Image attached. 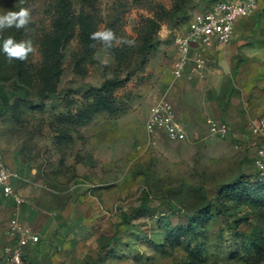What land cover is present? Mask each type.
<instances>
[{"label": "rangeland", "instance_id": "374dc122", "mask_svg": "<svg viewBox=\"0 0 264 264\" xmlns=\"http://www.w3.org/2000/svg\"><path fill=\"white\" fill-rule=\"evenodd\" d=\"M210 1L0 0V13L30 9L26 26L0 30V85L11 95L0 140L35 159L60 214L49 264H264V187L252 176L249 129L264 114L263 8L238 19L228 45L206 50L202 70L191 62L173 75L174 36ZM104 30L111 47L92 39ZM9 37L33 51L10 62ZM231 90L232 102H221ZM161 99L185 140L148 135ZM209 117L229 133L211 134ZM234 183L240 192L220 196ZM146 193L159 208H139Z\"/></svg>", "mask_w": 264, "mask_h": 264}, {"label": "built area", "instance_id": "2783aa9c", "mask_svg": "<svg viewBox=\"0 0 264 264\" xmlns=\"http://www.w3.org/2000/svg\"><path fill=\"white\" fill-rule=\"evenodd\" d=\"M262 1L264 0H212L207 6L195 11L186 26L174 36L177 49L174 77L185 76L191 62L195 64V71L202 70L205 67L203 55L206 50L216 43L228 44L233 38L238 19L252 17L260 9ZM207 126L211 134L220 136H226L230 130L227 122L215 117L207 119ZM145 129L150 136L163 132L171 140L183 141L187 138L176 109L168 99H161L151 106ZM249 129L256 142L252 156L254 171L257 179L264 181V114L251 119ZM13 177H19V174L7 164L0 149V189L5 197L12 198L15 202L6 231L9 240L3 245L2 258L5 264H24V252L28 246L38 242L40 236L26 227L18 217L25 197L12 184Z\"/></svg>", "mask_w": 264, "mask_h": 264}, {"label": "crops", "instance_id": "0c3cea01", "mask_svg": "<svg viewBox=\"0 0 264 264\" xmlns=\"http://www.w3.org/2000/svg\"><path fill=\"white\" fill-rule=\"evenodd\" d=\"M262 8L264 9V1L260 4V9ZM232 98V90L224 96H219V100L225 99L228 103L232 102ZM180 109L181 108H179V110ZM199 109L202 111L205 109L207 110V108ZM226 109L227 108H218L216 112L220 115H224ZM215 118L221 119L219 117ZM0 149L4 154L7 164L19 174V177H13L11 179L12 184L20 189L25 197V202L20 207L18 217L26 227L40 236V243L28 246L24 252V257H27L25 259V264H29L30 262L49 264L51 255L60 242V232L58 229L60 225H63V222L58 223L60 214L56 207L51 205L49 200L46 199L47 193L44 191V185L41 182L43 174L42 169L38 166L34 158L22 151L18 146L11 147L0 140ZM14 209V200L5 197L2 189H0V264H5L2 258V249L4 243L9 240L6 231Z\"/></svg>", "mask_w": 264, "mask_h": 264}, {"label": "clouds", "instance_id": "9594fccd", "mask_svg": "<svg viewBox=\"0 0 264 264\" xmlns=\"http://www.w3.org/2000/svg\"><path fill=\"white\" fill-rule=\"evenodd\" d=\"M30 22V9L20 8L19 10H8L0 13V30L15 27L23 28ZM92 39L101 40L106 46L111 47L115 39L111 30L97 31L92 34ZM2 51L11 62L13 59L24 60L28 53L33 51L30 41H16L14 38H7L3 41Z\"/></svg>", "mask_w": 264, "mask_h": 264}, {"label": "trees", "instance_id": "16d2710c", "mask_svg": "<svg viewBox=\"0 0 264 264\" xmlns=\"http://www.w3.org/2000/svg\"><path fill=\"white\" fill-rule=\"evenodd\" d=\"M212 1V0H211ZM225 101V99H220V101ZM221 104V103H220ZM11 105V95L8 93V91L5 89L3 85H0V116L3 115L8 108ZM221 106V105H220ZM251 161L253 162V158H251ZM253 179L256 181V183L262 185L264 187V181H259L256 177V173H252ZM241 182V181H239ZM240 185L237 183H234L231 186H228L227 188H224L220 191V196L222 197H230L238 192H240ZM159 205L157 202H154L153 198L148 194H144L142 201L140 203L139 208L141 209H157L159 208ZM122 219L124 222H127L130 220L131 215L128 212H123L122 213ZM40 240V239H39ZM115 240V235L110 239L109 241V246L112 244V242ZM36 243H40L39 241ZM36 251V249H35ZM27 257H24V264H25V259Z\"/></svg>", "mask_w": 264, "mask_h": 264}, {"label": "water", "instance_id": "95a60500", "mask_svg": "<svg viewBox=\"0 0 264 264\" xmlns=\"http://www.w3.org/2000/svg\"><path fill=\"white\" fill-rule=\"evenodd\" d=\"M263 12H264V9H263Z\"/></svg>", "mask_w": 264, "mask_h": 264}]
</instances>
